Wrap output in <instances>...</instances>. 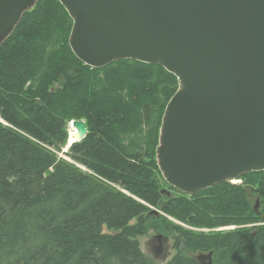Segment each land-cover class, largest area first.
<instances>
[{"label":"trees","instance_id":"obj_1","mask_svg":"<svg viewBox=\"0 0 264 264\" xmlns=\"http://www.w3.org/2000/svg\"><path fill=\"white\" fill-rule=\"evenodd\" d=\"M72 29L59 0H39L0 46V264H152L137 238L167 222L178 235L167 264H200L189 256L198 252L212 264H264V226L246 228L264 223L250 200L261 208L264 172L194 195L170 187L156 153L179 81L132 60L92 69L72 52ZM73 121L88 134L62 158ZM166 216L236 229L198 235Z\"/></svg>","mask_w":264,"mask_h":264},{"label":"water","instance_id":"obj_2","mask_svg":"<svg viewBox=\"0 0 264 264\" xmlns=\"http://www.w3.org/2000/svg\"><path fill=\"white\" fill-rule=\"evenodd\" d=\"M38 1L0 0V46ZM59 2L73 20L70 47L84 65L132 60L161 66L179 81L157 148L170 187L194 195L264 172V0ZM70 126L75 134L61 155L88 134L84 121ZM212 256L196 259L212 264Z\"/></svg>","mask_w":264,"mask_h":264},{"label":"rangeland","instance_id":"obj_3","mask_svg":"<svg viewBox=\"0 0 264 264\" xmlns=\"http://www.w3.org/2000/svg\"><path fill=\"white\" fill-rule=\"evenodd\" d=\"M68 130H70V125H69ZM159 143H160V134H159ZM156 155H157V153H156ZM60 156H63L62 158H65L64 155H60ZM229 183L233 186H242L243 187V186H245L246 182H245V180L238 179V180H233L231 182L229 181ZM163 186H164V188H163L164 191L166 193H170L171 196L178 197L180 195L178 193L172 192L171 189H169L167 186H165V185H163ZM256 198H259V197L254 195L250 199L252 209L256 204V202H255ZM263 202H264V200L261 201L262 205H261V208L259 209V211H261L262 215L264 216V204H263ZM155 210L161 214L157 217L164 215L160 209H155ZM167 218L172 224L184 229L185 231H190V232H193V233L198 234V235L204 234V235H214L215 236L217 234H224L227 232L234 231L236 229V227H229V228H222V229H215V230L198 229L195 227H191L187 224H182V223H180V222H178L175 219H172L170 217H167ZM136 223H137V220L133 221L131 223V225H135ZM258 226H264V223L249 225V226H246V228L255 229L254 227H258ZM165 227L167 229L166 232H164L163 230L151 229L147 236L137 238L139 245H140V249L142 250L143 254L151 261L152 264H167L177 254V251L174 249V246L177 244L178 235L171 233L173 226L169 222H167ZM104 232L106 234H111L107 229H105ZM160 236L167 237L169 239V242L168 243L164 242V252L162 254L158 255V253H156V250L161 246V244L157 241V238ZM182 247L180 249H182ZM200 254L207 255L209 253L198 252L195 254H189V256L194 257V256H199Z\"/></svg>","mask_w":264,"mask_h":264},{"label":"flooded vegetation","instance_id":"obj_4","mask_svg":"<svg viewBox=\"0 0 264 264\" xmlns=\"http://www.w3.org/2000/svg\"><path fill=\"white\" fill-rule=\"evenodd\" d=\"M157 241L161 244V246L156 250V253H158V250H161V253H158V255H160L164 252V242L168 243L169 239L162 236V239L157 238Z\"/></svg>","mask_w":264,"mask_h":264},{"label":"bare ground","instance_id":"obj_5","mask_svg":"<svg viewBox=\"0 0 264 264\" xmlns=\"http://www.w3.org/2000/svg\"><path fill=\"white\" fill-rule=\"evenodd\" d=\"M75 134V129H73L71 126H70V130H69V140L72 142L73 140V136Z\"/></svg>","mask_w":264,"mask_h":264}]
</instances>
